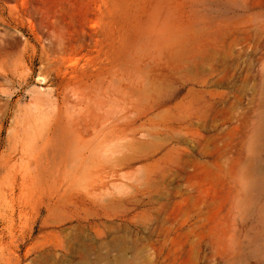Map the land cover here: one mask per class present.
<instances>
[{"label": "rangeland", "instance_id": "1", "mask_svg": "<svg viewBox=\"0 0 264 264\" xmlns=\"http://www.w3.org/2000/svg\"><path fill=\"white\" fill-rule=\"evenodd\" d=\"M0 264H264V0H0Z\"/></svg>", "mask_w": 264, "mask_h": 264}, {"label": "bare ground", "instance_id": "2", "mask_svg": "<svg viewBox=\"0 0 264 264\" xmlns=\"http://www.w3.org/2000/svg\"><path fill=\"white\" fill-rule=\"evenodd\" d=\"M2 72H5V70L2 69ZM7 74L8 73H6V75ZM111 87L112 92H115L114 83L111 84ZM114 94L115 93H113V95ZM111 100H113V98ZM37 121L35 120V115L32 117V113L29 114L28 112L21 118V127L19 126L21 128V133L18 132L19 134H16L14 130L15 135H12L14 133L11 134V136L15 139L14 141L13 138H11L14 141L11 147L14 146L13 148H15V150L20 154L18 157L20 162L31 164L39 162L44 163L49 160L51 161L48 156H43L44 154L42 155V153L47 154L48 150L52 151V149L58 145L55 141L53 132L49 131L47 126L45 128V122L42 120H40L41 122ZM112 133L114 134V130ZM54 141L56 145H54ZM58 143L60 144L59 141Z\"/></svg>", "mask_w": 264, "mask_h": 264}]
</instances>
